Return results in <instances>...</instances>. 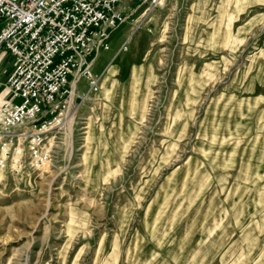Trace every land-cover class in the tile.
I'll return each mask as SVG.
<instances>
[{
  "label": "rangeland",
  "instance_id": "374dc122",
  "mask_svg": "<svg viewBox=\"0 0 264 264\" xmlns=\"http://www.w3.org/2000/svg\"><path fill=\"white\" fill-rule=\"evenodd\" d=\"M240 4L127 1L93 59L99 95L69 88L52 165L0 174V264H176L144 233L147 208L213 217L216 172H264V7ZM137 233L148 254L131 251Z\"/></svg>",
  "mask_w": 264,
  "mask_h": 264
},
{
  "label": "built area",
  "instance_id": "2783aa9c",
  "mask_svg": "<svg viewBox=\"0 0 264 264\" xmlns=\"http://www.w3.org/2000/svg\"><path fill=\"white\" fill-rule=\"evenodd\" d=\"M127 1L0 0V54L15 59L0 109V174L52 165L48 134L71 110L69 88L86 80L99 93L93 59L110 50Z\"/></svg>",
  "mask_w": 264,
  "mask_h": 264
},
{
  "label": "crops",
  "instance_id": "0c3cea01",
  "mask_svg": "<svg viewBox=\"0 0 264 264\" xmlns=\"http://www.w3.org/2000/svg\"><path fill=\"white\" fill-rule=\"evenodd\" d=\"M205 1L207 4L211 2ZM238 1L241 4L237 10H240L235 13L240 15L243 14L241 9L264 7V0ZM196 9H193L196 17L206 15L208 11L207 8ZM259 16H264V13ZM106 52L98 55L94 65ZM14 66L15 59L10 53L0 54V109L8 97L6 82ZM137 72L140 79L134 83ZM141 73V70L133 73L132 88L140 82ZM106 77H110L116 87L117 80L113 74ZM217 173L224 179L219 183L213 179V217L201 219L171 215L163 218L157 215L161 211L158 204L155 208H147L143 219L144 233L159 243L157 245L164 251L163 255L177 256L176 264H250V258L264 257V172L258 169L249 171L243 163L236 172H216L215 175ZM136 235L139 237L138 233L133 235L131 251L139 252L138 256L148 254L151 250L149 240L140 241L136 237L134 241Z\"/></svg>",
  "mask_w": 264,
  "mask_h": 264
},
{
  "label": "bare ground",
  "instance_id": "6f19581e",
  "mask_svg": "<svg viewBox=\"0 0 264 264\" xmlns=\"http://www.w3.org/2000/svg\"><path fill=\"white\" fill-rule=\"evenodd\" d=\"M73 87H74V90H77V82H74L73 83ZM103 88H104V85H103ZM77 92V91H76ZM103 93H106L104 90H103ZM72 104V103H71ZM70 112V111H69ZM70 115H71V113H70ZM68 116V115H67ZM73 121H74V116L73 117H71V120L68 122V123H66L67 124V129H68V131H69V134L71 135V132L73 131V128H72V125H73ZM61 124H64L63 122L62 123H60V125ZM56 128V127H55ZM52 130H54V128L52 129Z\"/></svg>",
  "mask_w": 264,
  "mask_h": 264
}]
</instances>
